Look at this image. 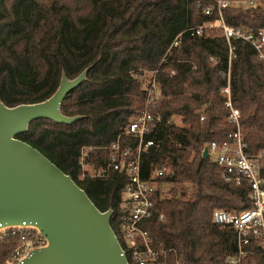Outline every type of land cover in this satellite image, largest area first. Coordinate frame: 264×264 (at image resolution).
<instances>
[{"label": "trees", "instance_id": "16d2710c", "mask_svg": "<svg viewBox=\"0 0 264 264\" xmlns=\"http://www.w3.org/2000/svg\"><path fill=\"white\" fill-rule=\"evenodd\" d=\"M254 1V7L222 9L225 24L264 29V0ZM206 6H214V0H0L4 105L45 100L62 73L74 78L90 66L86 80L60 106L62 114L81 119L72 124L36 119L17 138L69 175L100 211L111 208L117 238L126 176L111 168L104 176L93 175L106 168L107 152L99 147L114 141L129 118L145 107L147 88L155 81L158 90L149 109L162 120L141 166L144 176L152 166H166L162 179L170 185L156 202V215L142 227L151 247L165 251L159 264H221L238 250L235 230L214 224L210 214L250 207L249 186L226 182L220 168L202 156L208 142L228 140L235 128L227 120L221 92L226 85L239 111L247 151L264 150L262 63L241 39L229 40V55L219 28L199 35L189 29L218 20L215 8L204 13ZM143 71H150V77H141ZM89 147L83 162L93 173L82 170L80 161L83 148ZM19 238L0 242H6L0 246V260L13 253ZM243 250L238 264H264V250L255 238L249 237Z\"/></svg>", "mask_w": 264, "mask_h": 264}, {"label": "built area", "instance_id": "2783aa9c", "mask_svg": "<svg viewBox=\"0 0 264 264\" xmlns=\"http://www.w3.org/2000/svg\"><path fill=\"white\" fill-rule=\"evenodd\" d=\"M230 5L254 7L255 1L214 0V6L204 7V13L209 15L215 8L218 12V20L204 22L189 29L197 35L206 29H221L228 43L229 55L233 49L229 41L231 38L248 42L253 47L256 58L262 63L264 71V29L246 30L225 24L221 12ZM177 43L175 39L173 45ZM157 90L155 81H151L146 92L145 107L129 118L124 130L114 141L99 147L107 152L106 168L99 167L93 174L104 176L111 168L113 171L123 172L126 176L120 191L119 208L122 214L118 219L120 231L118 241L122 254L129 264H159V258L165 254L164 250H155L151 247L150 236L142 227L145 220L156 215V202L162 198L170 185L168 181L162 179L168 172L166 166H152L146 176L143 175L141 166L142 156L154 145L153 133L162 120L159 113L149 109L151 108L149 106L154 104ZM221 92L226 97L227 120L235 128L228 140L208 142L203 149H207V157L220 168L226 182L236 185L245 183L249 186L250 207L240 211L214 209L210 214L214 224L232 227L236 232L238 250L235 254L226 257L221 264H238L244 255L243 247L248 243L249 237L255 238L264 250V177L261 175L264 169V150L249 154L241 134L239 111L232 106L230 100L229 86L226 85ZM91 149L92 147L83 148L81 164L84 155ZM157 217L163 220L162 214H158ZM34 231L35 233L31 229L17 228L1 231V241L7 240L10 236H20L18 247L2 264H18L32 248L45 243L39 232L35 229Z\"/></svg>", "mask_w": 264, "mask_h": 264}, {"label": "water", "instance_id": "95a60500", "mask_svg": "<svg viewBox=\"0 0 264 264\" xmlns=\"http://www.w3.org/2000/svg\"><path fill=\"white\" fill-rule=\"evenodd\" d=\"M89 68L74 78L62 73L45 100L12 107L0 100V228L31 226L45 240L18 264H129L111 226L112 209L100 211L69 175L17 138L36 119L59 124L81 119L62 114L60 106ZM202 156L207 158L206 148Z\"/></svg>", "mask_w": 264, "mask_h": 264}, {"label": "rangeland", "instance_id": "374dc122", "mask_svg": "<svg viewBox=\"0 0 264 264\" xmlns=\"http://www.w3.org/2000/svg\"><path fill=\"white\" fill-rule=\"evenodd\" d=\"M232 3H235V2H232ZM150 75H151V72L150 71H143V74H142V76L141 77H150ZM92 166L91 165H89V164H84V162H83V164H82V170H84V171H88L89 173H93L95 170L94 169H92L91 168ZM83 171V172H84ZM8 227H2V228H0V234H1V231H3V230H6ZM11 229H13V228H11ZM17 229H20V230H22V229H31V231L33 232V233H35V231H34V227H31V226H27V227H19V228H17ZM36 230V229H35ZM2 240V238L0 239V241ZM4 243H6V242H3V243H1L0 244V246L2 245V244H4ZM18 245H19V242L17 243L16 241H15V243H14V248H16V247H18ZM12 251H13V249H12ZM11 253V252H10ZM9 253V256H11V254ZM9 256H7L6 257V259L9 257ZM5 259V258H4ZM4 259H2V260H0V264H2L5 260ZM4 260V261H3Z\"/></svg>", "mask_w": 264, "mask_h": 264}, {"label": "bare ground", "instance_id": "6f19581e", "mask_svg": "<svg viewBox=\"0 0 264 264\" xmlns=\"http://www.w3.org/2000/svg\"><path fill=\"white\" fill-rule=\"evenodd\" d=\"M5 227H7V226H5Z\"/></svg>", "mask_w": 264, "mask_h": 264}]
</instances>
